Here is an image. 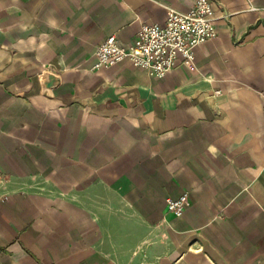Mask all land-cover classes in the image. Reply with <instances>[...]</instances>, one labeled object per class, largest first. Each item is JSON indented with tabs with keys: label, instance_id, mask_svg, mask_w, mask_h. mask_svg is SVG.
<instances>
[{
	"label": "crops",
	"instance_id": "0c3cea01",
	"mask_svg": "<svg viewBox=\"0 0 264 264\" xmlns=\"http://www.w3.org/2000/svg\"><path fill=\"white\" fill-rule=\"evenodd\" d=\"M196 2L0 0V264H264V0H213L193 66L95 68Z\"/></svg>",
	"mask_w": 264,
	"mask_h": 264
},
{
	"label": "built area",
	"instance_id": "2783aa9c",
	"mask_svg": "<svg viewBox=\"0 0 264 264\" xmlns=\"http://www.w3.org/2000/svg\"><path fill=\"white\" fill-rule=\"evenodd\" d=\"M213 0H197L188 12L169 8L163 23H145L132 42L125 44L111 35L96 53L95 68L130 60L135 66L163 78L183 62L193 66L196 49L216 35ZM182 61V62H181ZM189 206V192L168 200V209L181 215Z\"/></svg>",
	"mask_w": 264,
	"mask_h": 264
}]
</instances>
